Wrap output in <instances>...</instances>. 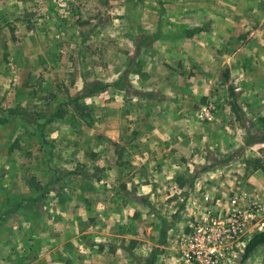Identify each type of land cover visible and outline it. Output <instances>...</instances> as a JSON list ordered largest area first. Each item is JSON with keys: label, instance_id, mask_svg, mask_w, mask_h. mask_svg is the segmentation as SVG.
Returning a JSON list of instances; mask_svg holds the SVG:
<instances>
[{"label": "rangeland", "instance_id": "1", "mask_svg": "<svg viewBox=\"0 0 264 264\" xmlns=\"http://www.w3.org/2000/svg\"><path fill=\"white\" fill-rule=\"evenodd\" d=\"M261 135L264 0H0V264H187ZM255 213L222 264H264Z\"/></svg>", "mask_w": 264, "mask_h": 264}, {"label": "built area", "instance_id": "2", "mask_svg": "<svg viewBox=\"0 0 264 264\" xmlns=\"http://www.w3.org/2000/svg\"><path fill=\"white\" fill-rule=\"evenodd\" d=\"M209 199V196H204ZM222 217L204 214L191 223L179 241L181 259L187 264H222L233 254L247 224L255 212L264 209L261 203H241L234 197L226 205Z\"/></svg>", "mask_w": 264, "mask_h": 264}, {"label": "trees", "instance_id": "3", "mask_svg": "<svg viewBox=\"0 0 264 264\" xmlns=\"http://www.w3.org/2000/svg\"><path fill=\"white\" fill-rule=\"evenodd\" d=\"M261 139H264V135H261ZM2 216V215H1ZM264 243V231L255 233L245 246L242 259H245L250 252H252L257 246Z\"/></svg>", "mask_w": 264, "mask_h": 264}, {"label": "crops", "instance_id": "4", "mask_svg": "<svg viewBox=\"0 0 264 264\" xmlns=\"http://www.w3.org/2000/svg\"><path fill=\"white\" fill-rule=\"evenodd\" d=\"M114 235L115 234H110V235H108V238H110V240L114 237ZM115 245H113V243H111V241L110 242H108V243H106V248L105 249H107V250H110L111 251V249H115ZM109 261H110V259H108ZM22 264H30L29 262H24V263H22Z\"/></svg>", "mask_w": 264, "mask_h": 264}]
</instances>
